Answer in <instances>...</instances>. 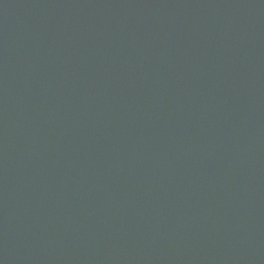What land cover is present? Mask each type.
I'll use <instances>...</instances> for the list:
<instances>
[{"label": "water", "instance_id": "95a60500", "mask_svg": "<svg viewBox=\"0 0 264 264\" xmlns=\"http://www.w3.org/2000/svg\"><path fill=\"white\" fill-rule=\"evenodd\" d=\"M0 264H264V0H0Z\"/></svg>", "mask_w": 264, "mask_h": 264}]
</instances>
